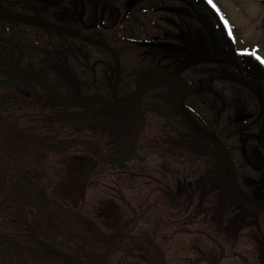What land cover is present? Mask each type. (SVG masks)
<instances>
[{
  "label": "trees",
  "instance_id": "1",
  "mask_svg": "<svg viewBox=\"0 0 264 264\" xmlns=\"http://www.w3.org/2000/svg\"><path fill=\"white\" fill-rule=\"evenodd\" d=\"M58 1L35 0L39 6L34 10L19 0H0V264H179L167 247L173 238L174 248L182 246L180 255L194 259V264H213L211 254L219 257L214 264L223 262L225 251L220 245L227 236L221 231L226 225L219 229L222 220L214 218L212 211L208 209L211 216L201 222L202 227L192 229L181 216L171 225L163 210L168 213L183 205L184 194L193 196L202 184L211 188L219 174L233 180L236 197L235 185L242 194L247 192L251 183L247 179L258 173L240 164L251 157L244 141L249 132L239 126L236 134H230L232 130L218 122L215 139L219 144L190 132L189 125L191 129L193 125L183 120L181 111L196 115L193 103L212 93L206 89L194 96L190 74L185 76L190 91L186 86L181 91L175 77L148 83L145 76L140 82L123 75L130 62L142 61L141 48L133 46L144 39L135 30L138 24L146 25L140 14L147 18L150 11L161 5L167 9L171 3L131 0L123 7L117 1L103 2L101 19L94 29H86L78 18L81 0L69 3L68 21L58 13L66 2L53 4ZM107 6L110 12L103 16ZM89 7L87 24L95 20L93 4ZM123 22L128 27L125 32L119 27ZM65 24L71 31L64 29ZM64 34L71 42L66 51ZM123 43H131V54H124L119 47ZM97 49L106 75L96 71L91 59ZM114 67L122 74L108 79ZM215 78L222 77L217 74ZM219 93L226 97L216 87V98ZM190 114L186 113L187 119ZM114 116L119 117L118 123ZM232 135L239 139L238 157ZM177 138L183 145L192 140L211 144L218 152L186 156ZM247 139L258 144L264 156V142L260 144L255 134ZM231 160L234 168H228ZM190 162L195 164L190 166ZM76 167L83 168L86 177L66 197L64 188H71ZM113 177L134 191L139 184L159 178L157 194L162 201L135 213L127 210L122 224L102 225L86 196L98 182ZM246 198L260 202L250 193ZM239 203L244 209L251 207ZM228 215L223 211L225 224ZM247 220L250 226L253 218ZM260 223L264 231V214ZM210 243L215 245L213 252L206 247Z\"/></svg>",
  "mask_w": 264,
  "mask_h": 264
},
{
  "label": "flooded vegetation",
  "instance_id": "2",
  "mask_svg": "<svg viewBox=\"0 0 264 264\" xmlns=\"http://www.w3.org/2000/svg\"><path fill=\"white\" fill-rule=\"evenodd\" d=\"M107 1V2H106ZM123 3L122 6L124 7L125 2L127 0H81V8L82 11L78 14V18L80 19L83 28L86 29H94L96 24L99 22L101 17L99 16V9L103 5V2L113 4L115 2ZM167 1V0H162ZM66 2L65 5L59 8V15L60 19L69 20L70 8L69 3L71 0H60L53 4H60ZM171 3L168 10L170 16H168L167 24H163L161 20H156L149 22V19L146 18V25H142L143 27V38L144 42H140L139 44H133L134 48H141L142 56L139 58L142 61L137 62H130L124 69L125 74L124 77L127 80L137 79L140 82L142 81V77L145 76L148 80V83H152L153 81H160L163 77H175L178 79L180 83L181 91L183 87L186 86L187 90L190 91V87L188 85V80L185 76L189 75L194 77V88L195 93L197 94L200 91H206L201 89L202 87H209L212 93H207L208 99L204 101L196 100L193 104L196 105L197 110L195 112L196 115L190 114L189 111L185 113L181 111V113L185 116L183 119L185 122H188L186 118V113L192 115L194 119H200L201 123L203 122L207 129L211 130L212 135H201L198 131L191 129V125H189L190 132L194 135H198L201 140L204 141H213L215 140L218 144L220 141L215 139V134L218 132V122L221 123L219 126H223L225 129H231L232 132L230 134H236V128L239 127L244 132H249L250 130H255V132L259 131L262 123H264V110H262L258 115L251 110L245 113L244 111H240V108L237 109L235 113L238 117L239 115H244V119L236 120L229 122L228 125L222 124V115L228 113L229 110L234 109V106L238 104L241 105L242 101H236V97L233 94H227L226 91L230 88L229 83L231 80L235 85H239L242 89L241 93L246 98H253L254 95H248V91L253 94V88L255 87L257 92H261L260 101H264V66L258 68V63H256V59L253 56V52L243 51L240 52L237 50V43L234 42L237 40L230 39V34L226 32L225 24L222 22V18L217 15V12L214 11L213 5H215L214 0H168ZM36 3V2H35ZM51 3V4H52ZM179 3V5L177 4ZM182 3V4H180ZM37 4V3H36ZM94 7V22L93 23H86L85 15L88 10L89 5ZM159 6V8L155 9L154 11H159L165 9V7ZM38 8V7H37ZM109 6L104 9L103 16L105 13L110 12L108 10ZM62 16H61V14ZM69 13V14H68ZM111 21L108 19L106 25L104 26L106 29L108 23ZM215 23L216 26L220 27L223 35L211 33V23ZM118 24V22H117ZM116 24V26H117ZM162 25V27H161ZM70 25L65 24L64 29L71 31ZM123 32L128 30V27L125 26V22L120 23L119 26ZM152 27L162 30H169V33L162 32L163 34L170 35L171 39L168 42L167 40L158 41L159 36H156L155 33L152 31ZM76 29V28H75ZM219 30V29H218ZM149 32L150 35H149ZM67 35L64 34L63 41H62V48L63 51H66L68 44L71 42L67 39ZM154 39H150L152 37ZM128 39V38H125ZM119 47L124 48V54H131V43H123L120 44ZM93 58L97 61L94 64L96 65V71L99 74L108 73L107 70L103 67V60L102 56L99 53V50H94L92 54ZM258 68V70H257ZM208 73V74H207ZM112 76L108 77L113 78L115 75L122 74V70L119 68L117 69L114 67L111 72ZM222 78H218L216 80L215 75ZM205 76L208 80L211 79L210 83L203 84L200 82ZM217 76V75H216ZM206 79V81H208ZM224 80V81H223ZM203 84V85H202ZM202 86V87H201ZM218 87L226 97H222L219 93V98L215 97V89ZM246 87V88H244ZM249 88V90H248ZM214 92V93H213ZM155 94V93H154ZM258 100V99H257ZM186 105V104H185ZM203 105V106H202ZM264 105V103H263ZM181 106L184 107V104ZM163 106H153V108H158ZM264 107V106H263ZM153 109L152 106L149 107ZM218 112V113H217ZM230 113V112H229ZM205 115L210 116L211 119H206ZM212 116V117H211ZM216 116L217 120H214L213 117ZM205 118V119H204ZM262 119L260 121L261 124L259 126L260 121H256V119ZM241 121V122H239ZM212 122V124H211ZM191 123V122H190ZM257 130V131H256ZM234 142L232 144L233 150H235L236 157L239 155V139L236 136L232 135ZM205 139H204V138ZM264 141H260L259 143L262 144ZM250 141H245V145L249 147L250 159H245L241 161L240 164L244 166L251 167V171L258 172L257 174H252L250 178H248L251 183L247 186V192L253 196H255L256 201L260 202H250L246 198L244 194L242 196L238 195V201H242L250 205V208H245L251 212L264 210V202L258 199V195L264 192V181L261 180L264 174V156L263 150L260 146L256 143H251ZM252 146H255L260 150L261 156L259 159L255 157V152L251 149ZM237 147V148H236ZM232 168H234L235 163L231 160V164H229ZM257 168V169H256ZM261 186H258V184ZM251 187V189H248ZM236 185H235V192H236ZM240 190V189H239ZM239 212H243L244 210L238 209ZM235 211V210H233ZM233 211H227L228 213H232ZM262 213V212H260ZM255 215L258 213H254ZM229 216V215H228ZM236 215H234L235 217ZM262 216V215H261ZM245 221H248L247 219ZM260 221V217H259ZM243 227V226H242ZM260 228L262 229L261 225ZM262 234L264 236V231L262 229ZM264 241V238H263Z\"/></svg>",
  "mask_w": 264,
  "mask_h": 264
},
{
  "label": "rangeland",
  "instance_id": "3",
  "mask_svg": "<svg viewBox=\"0 0 264 264\" xmlns=\"http://www.w3.org/2000/svg\"><path fill=\"white\" fill-rule=\"evenodd\" d=\"M9 1V0H4ZM25 5L33 8L34 10H38V4L35 3V0H19ZM215 1V9L217 15L219 14L227 24L228 32H230V39L237 40L234 42L237 43V50L240 52L249 51L253 52V56L256 59V63H258V68L264 66V0H214ZM131 3V0H127V4ZM170 12L166 9L159 10V11H150L146 14L149 22L161 20L163 24H167L168 16ZM61 14V13H60ZM141 18L146 19L144 15L140 14ZM62 16V14H61ZM31 19L34 20L33 15ZM67 21L66 19H64ZM36 21V20H35ZM211 33H218V26L215 23H211ZM135 30L137 32V36H143V27L141 24L135 26ZM153 33L156 36H159V40H167L170 41L171 37L168 34H163L159 29L152 27ZM151 32H149L150 35ZM142 35V36H141ZM150 39H154L153 36ZM129 42V41H128ZM140 42H144V39L139 40ZM136 43V44H139ZM94 60V63L97 62L93 56L91 57ZM257 68V70H258ZM217 75V74H216ZM205 76L203 79L200 80L203 84L210 83L211 79ZM233 80V79H232ZM229 83L230 88L227 89V94H233L236 97V101H242V104L234 106V109L229 110L228 113L222 115V124L228 125L229 122L242 120L244 119V115H239V117L235 114L237 109L240 108V111H244L245 113L248 111L255 112L257 115L264 110V101H260L261 92H257L256 88L253 89V98L246 99L241 93V87L239 85H235ZM202 84V85H203ZM202 87V86H201ZM201 89L206 90L210 89L209 87H202ZM258 99V100H257ZM218 113V112H217ZM193 116L187 120L192 123V127L194 130L198 131L201 135H212L210 134V130L204 125V123L200 121V119H194ZM206 119H211L210 116L205 115ZM212 117V116H211ZM113 119L118 123L119 117H113ZM205 119V118H204ZM214 120H217L216 116L213 117ZM120 121V120H119ZM261 127H264V123L261 124ZM257 131V130H256ZM257 135V138L260 141H264V128H260L257 133L255 130H250L248 133V137L250 135ZM245 138L244 141L248 139ZM173 138H170L172 140ZM226 139V138H225ZM180 143V138H177ZM186 141L182 145V151H184L186 156L188 153L193 152H208L213 154V152H218L211 144L203 145L198 143V141L192 140V142L188 143ZM251 145V143H249ZM251 149L256 151L255 157L260 158L262 157L260 150L257 147L252 146ZM216 164L218 165L220 161H218V157H215ZM195 164V162H190V166ZM191 168V167H190ZM230 168V165L228 166ZM86 171L83 168L76 167L73 172L71 173V179L73 183H71V188H64V195L66 197H70V191L74 192V185L76 182L81 183L82 179L86 177ZM216 181L211 188H208L207 185L202 184L200 192H196L193 196L192 194L185 193L184 194V202L182 204H178L177 208H171L168 210V213L163 210V217L166 220L171 219L174 225L176 222L179 221V217L186 218L188 223L190 224V228L195 229V226H200L201 222H204L206 218H209L211 214L208 212V209L212 211V215L217 220L221 221L222 224L218 225L219 229L223 228L221 231L223 234L227 236L226 241L224 237L223 243L220 245V249L224 250L225 253L221 257H224L223 262L219 264H264V241H263V232L260 228V221L259 217L262 214L258 211L251 212L247 209H244L238 201L236 194L232 190V184H234L233 180L226 179L228 175L219 174L216 175ZM83 179V180H84ZM248 180V179H247ZM264 181V174L261 178ZM249 181V180H248ZM159 183V178L152 179L150 182L141 183L140 186L136 187V190H130L126 186H122L121 182L117 180L116 177L112 179L103 180V182H98L93 188L94 190L86 196V199L91 202V208L95 211V217L102 222L101 224L104 225L105 223L110 224H122L125 222V215L126 211L129 210L130 213L137 212L143 206H147V204H153L157 206V201L162 199L157 194V187ZM73 185V186H72ZM217 185V186H216ZM220 186V187H219ZM222 186V189H221ZM258 186H261L259 183ZM156 188V189H155ZM248 189H251L249 187ZM219 193V194H218ZM243 194L245 196L248 195L247 192L243 190ZM197 197V198H195ZM258 199L264 202V192L258 195ZM188 202V203H187ZM73 204V202H72ZM238 209L244 210L243 212H239ZM235 210V211H233ZM223 211L225 214H228L227 211H233L229 213V218L227 223L225 224V219L222 217ZM258 213V214H254ZM234 215H236L234 217ZM247 218H253V222H251L250 226H247ZM257 223V225L255 224ZM253 224V226H252ZM217 225V224H216ZM243 226V227H242ZM257 226V227H256ZM242 229V231L240 230ZM254 229V230H253ZM225 230V231H224ZM253 230V231H252ZM219 232L220 234H222ZM261 232V233H260ZM182 237V236H181ZM172 238V237H170ZM239 240H242L238 242ZM175 238H173L171 245L167 244V247L172 249V255L176 254L177 262L179 264H194V259H186L180 255V251L182 250V246L177 247L178 252L176 253L177 248H174ZM207 249L210 252H213L215 249V245L210 243L207 246ZM256 252V253H255ZM225 254L227 256H225ZM255 254V255H254ZM219 257H212L211 260L216 263ZM222 259V258H221ZM194 261V262H193Z\"/></svg>",
  "mask_w": 264,
  "mask_h": 264
},
{
  "label": "water",
  "instance_id": "4",
  "mask_svg": "<svg viewBox=\"0 0 264 264\" xmlns=\"http://www.w3.org/2000/svg\"><path fill=\"white\" fill-rule=\"evenodd\" d=\"M206 1V0H204ZM204 138V137H203ZM205 139V138H204ZM237 192L239 193L240 196H242L241 192L239 191V188L237 187Z\"/></svg>",
  "mask_w": 264,
  "mask_h": 264
}]
</instances>
